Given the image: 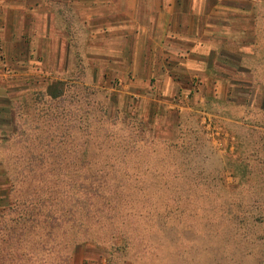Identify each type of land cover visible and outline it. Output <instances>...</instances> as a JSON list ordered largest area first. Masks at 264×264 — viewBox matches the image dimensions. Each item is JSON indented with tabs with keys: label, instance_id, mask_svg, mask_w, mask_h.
Wrapping results in <instances>:
<instances>
[{
	"label": "rangeland",
	"instance_id": "1",
	"mask_svg": "<svg viewBox=\"0 0 264 264\" xmlns=\"http://www.w3.org/2000/svg\"><path fill=\"white\" fill-rule=\"evenodd\" d=\"M232 1L222 2L228 17L205 21L215 51L193 69L197 75L171 62L170 77L157 67L162 52L143 30L153 0H138L140 14L123 34L93 31L87 15L73 12L87 10L89 0L64 6L27 0L34 17L15 8L19 0H0V215L13 194L9 170L20 177L37 218L16 220L22 207L1 216L0 264H264V0H236L235 8ZM98 5L105 11L103 1ZM47 6H53L49 19ZM215 79L210 85L220 98L207 99ZM37 125L33 138L14 136ZM98 126L108 127L101 135L108 151L95 131L88 142L67 134ZM45 143L57 152L49 154ZM86 147V158L98 162L81 169L73 163ZM32 153L75 166L46 172L59 179L51 182L29 174L24 162H7ZM90 176L107 192L75 193ZM116 191L128 193L133 202L127 206L142 211L130 253L110 254L108 244L94 243L64 253L43 230L44 209L60 211L65 197L106 201Z\"/></svg>",
	"mask_w": 264,
	"mask_h": 264
},
{
	"label": "trees",
	"instance_id": "2",
	"mask_svg": "<svg viewBox=\"0 0 264 264\" xmlns=\"http://www.w3.org/2000/svg\"><path fill=\"white\" fill-rule=\"evenodd\" d=\"M52 125L53 124L48 123V128L46 127L45 129V135H48V129H51ZM40 128L41 127L38 125L34 126L31 130H28L27 128H22L21 130H18L14 134V136L20 139L24 136L28 139L32 133H35V131L40 130ZM107 128L108 127L105 128L104 126H98V129H95L94 127L86 129L79 128L76 132H69L67 134L69 135V137L70 135L71 137H73V133H76L81 137V139L84 138V142H88L89 138L94 135L95 131L96 138L101 140L102 151H108L109 147H106L105 138L101 137V135L103 134L102 131L106 130ZM67 134H64L63 136ZM3 135V137L6 138V136L10 137L9 135L12 136L13 134H6L4 132ZM31 136V138L34 137L33 135ZM48 146L49 144H44V148L46 150L47 148H49ZM103 146H105L104 149ZM29 148L30 145L28 144V149ZM52 148L51 150L50 148L48 149L49 154H54L55 152H57V150H55L56 147ZM81 150L82 148H79V151ZM87 152L88 147L83 149L81 159L75 161L73 164L85 166L80 167L81 169L86 167L91 168L90 163H92V167L95 165V163L97 164V159L94 158L95 160H92L90 158H86ZM31 156H33L30 157L32 159L22 160L20 157L17 156V154H15L14 157L10 158V160L7 162H10L11 166L24 162L23 167L28 169L29 174L33 173L34 177H41L43 180L50 177L49 180L51 182H58L59 179L58 177H54V173L46 172H51L54 170H63L65 169V167L72 168L73 166H75L71 165L70 163L72 162L68 160L57 162L56 157L53 159H46L45 156H43V153L38 157L34 156L33 153ZM95 156H97L96 153ZM112 166H114V163H112ZM99 169L102 174H105V167L100 166ZM68 173L69 172L64 174V177H62L60 182H62L64 178L70 175ZM7 175L9 181L11 182V192L13 194L9 205L2 209L3 213L2 215H0V218H2L3 216H8L9 214H14L15 210H18L19 207H22L23 212H25V214L17 215L15 219L20 220L21 222L31 221L32 223H35V220H37V218L32 216L33 209L30 207V195L28 194L26 188H23V185H19L18 178L20 177L10 175L9 170L7 172ZM125 175L126 177H129L127 176L128 174ZM103 179L108 181V176L103 175V178L101 180ZM99 180V178H94V176L86 178V182L79 185L75 193H79L81 192V190L92 191L94 189H97V187H99L102 193L107 192L101 189L100 185L98 184ZM47 189L50 188L48 187ZM132 194L139 195V191H134ZM105 199L106 201H102L99 199H91L89 201L83 200L78 203L77 201L67 200L65 197L61 200L62 208L60 211L44 209L43 212L46 215L44 224H46L47 226L43 225V230L45 231V233H48L49 235L54 237V239L58 241V243L63 244L64 253H73L72 247L76 244L81 245L89 243L97 244V246L108 244L106 250L110 254L130 253L133 240L135 238H139V233L136 232V228L140 221H137V218L135 216L141 215L142 211L138 207L127 206L128 203L130 204L133 201L129 198V194L127 193L126 195H124L123 191L112 192V196L105 197ZM4 211L7 212L5 213ZM27 213H29V215ZM11 220L15 221L13 218H11ZM125 222H127V224ZM135 224L136 226L132 228L131 226ZM47 249L49 253L54 252L53 247H47ZM70 258L71 257H68L67 259Z\"/></svg>",
	"mask_w": 264,
	"mask_h": 264
},
{
	"label": "crops",
	"instance_id": "3",
	"mask_svg": "<svg viewBox=\"0 0 264 264\" xmlns=\"http://www.w3.org/2000/svg\"><path fill=\"white\" fill-rule=\"evenodd\" d=\"M48 1L51 4L57 1L58 4L64 6L67 1L78 3L84 0H42V2L45 3H48ZM102 1L104 2V5H102L100 9L105 10L103 12L98 10V2ZM102 1L89 0L90 4L88 8L86 7L87 10L84 12L81 10H73L77 16L87 15L88 19L85 24H87L93 31L105 29L104 31L106 33L121 32L123 34L124 31L129 30L131 18L137 19L140 14V10H138V0ZM118 1H121V5ZM222 2L223 0H213V2L211 0H153V3L149 8L150 11L148 16L150 20L148 23V29L144 26L143 30H147L150 36H152L151 39L154 42V50L156 48V50H161L162 52V54L160 53L159 55V60L162 55L161 58L164 62L163 65L160 66L159 63V66H157L158 68L161 67L159 70L161 69V71H163L162 67L164 66L166 72L171 77V74L175 71L173 68L169 67V64L174 62V64H172L175 67H185L192 77L197 75L193 69H200L201 66L203 67L205 60L215 51V47H212L207 42L205 35L212 33L213 30H211V27H208V25H205V21H207L209 17H222V19H225L229 16L227 13L222 12V8L225 6ZM232 2L234 4L233 7L235 8L236 0H233ZM19 3L20 6L15 7L17 10H29V12L31 11V17H34L36 8L28 6L27 0H19ZM179 4L182 6L180 7ZM52 9L53 6H47L43 11V14L47 13L46 17L48 19ZM231 12L236 13V11ZM1 13L0 9V15ZM180 17H186L187 21L185 23L179 22L181 19ZM134 27H137L138 30L142 25L136 23ZM217 27L218 29L220 28L219 25ZM138 32H140V30ZM176 46H181V48L175 49ZM181 49L183 50L182 52H180ZM179 53L181 55H179ZM149 55L148 59L151 60V52H149ZM133 63L138 64V57L136 62L134 60ZM156 64L158 63H155V66ZM146 65L147 67H152V62L147 60ZM194 65H196V67H194ZM147 71L148 74H151L150 70ZM160 73L162 74V72H159V74ZM172 80L174 82L177 81V79ZM216 81H218V79L211 82L209 81L206 98H220V95H218L213 86L210 85V83H212V85L216 86Z\"/></svg>",
	"mask_w": 264,
	"mask_h": 264
}]
</instances>
